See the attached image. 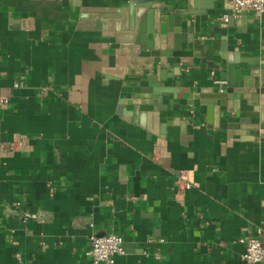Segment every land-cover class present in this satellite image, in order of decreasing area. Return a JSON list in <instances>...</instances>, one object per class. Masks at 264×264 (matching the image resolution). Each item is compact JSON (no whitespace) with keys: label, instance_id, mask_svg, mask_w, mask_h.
I'll use <instances>...</instances> for the list:
<instances>
[{"label":"crops","instance_id":"crops-1","mask_svg":"<svg viewBox=\"0 0 264 264\" xmlns=\"http://www.w3.org/2000/svg\"><path fill=\"white\" fill-rule=\"evenodd\" d=\"M127 1L0 0V264H92L94 231L122 236L114 264H241L239 238L264 230L263 89L218 101L210 119L205 99L163 93L157 122L152 103L133 122L127 100L145 75L119 76L115 31L81 24ZM164 2L192 28L198 17L182 89L217 91L222 52L239 54L242 74L264 62V13Z\"/></svg>","mask_w":264,"mask_h":264},{"label":"water","instance_id":"water-1","mask_svg":"<svg viewBox=\"0 0 264 264\" xmlns=\"http://www.w3.org/2000/svg\"><path fill=\"white\" fill-rule=\"evenodd\" d=\"M93 14L85 11L81 15V24L89 28L115 31L116 41L119 43L114 55L110 56L109 64L118 66L119 76L129 74L142 78L134 83V93L128 103L133 105L132 121L138 122L137 116L141 104H153L154 111L149 113L157 122L158 112L161 110L160 96L163 93H172L178 97L181 91L183 97L191 103L193 98L205 99L209 119L217 111V102L227 103L234 94L240 93L250 98L262 88L264 92V62L247 59L246 71L236 69L235 64L241 61L238 53H230L227 61L222 52L220 65H213V78L226 80V89L212 88L207 95L193 93L182 89V64L193 63V46L199 41L195 39L198 30V17L195 27L186 20L185 15L191 14L187 10L171 9L164 0H128L118 9H94ZM234 55V58L232 57ZM128 68V69H127ZM183 92V93H182ZM154 95V98H153ZM143 99H140L142 98ZM120 100L118 112L123 114ZM230 108V107H229ZM264 111V108H262ZM125 118L129 120L127 114ZM131 120V119H130ZM143 124V123H141ZM153 129V125L149 124Z\"/></svg>","mask_w":264,"mask_h":264},{"label":"built area","instance_id":"built-area-1","mask_svg":"<svg viewBox=\"0 0 264 264\" xmlns=\"http://www.w3.org/2000/svg\"><path fill=\"white\" fill-rule=\"evenodd\" d=\"M231 5L232 14L238 15L242 13H253L254 16L260 17L264 13V0H226ZM224 21H228L229 14L221 17ZM213 75V71H212ZM225 81H218L220 90H223ZM24 79L21 78L15 87L22 86ZM1 102H5L4 99ZM191 187V182L187 181L185 188ZM36 215L26 214L25 218H34ZM245 250L240 259L241 264H260L264 263V230H260L259 235L253 237H240ZM124 252L123 238L119 234L107 232L99 233L92 232L89 237V246L86 251L87 255L91 258L92 264H114L115 257Z\"/></svg>","mask_w":264,"mask_h":264}]
</instances>
